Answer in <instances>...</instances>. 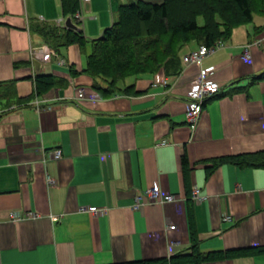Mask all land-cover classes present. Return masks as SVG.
<instances>
[{"label":"crops","instance_id":"obj_1","mask_svg":"<svg viewBox=\"0 0 264 264\" xmlns=\"http://www.w3.org/2000/svg\"><path fill=\"white\" fill-rule=\"evenodd\" d=\"M122 1L79 0L83 49H55L38 30L69 29L61 0H0V264L144 262L188 255L193 238L213 257L199 264H264V168L211 169L213 159L264 150L263 19L236 27L203 59L220 92L191 132L186 94L199 67L131 77L125 86L139 94L105 98L81 72ZM246 45L250 62L241 59ZM46 49L55 55L43 61ZM36 78L53 85L36 93ZM55 149L61 157L48 158ZM155 184L175 199L134 210ZM89 206L108 212L80 209Z\"/></svg>","mask_w":264,"mask_h":264},{"label":"trees","instance_id":"obj_2","mask_svg":"<svg viewBox=\"0 0 264 264\" xmlns=\"http://www.w3.org/2000/svg\"><path fill=\"white\" fill-rule=\"evenodd\" d=\"M260 3L259 12L253 10L251 0H163L159 4L144 1L120 4L116 22L105 29L99 39L91 42V50L81 72L94 79L92 87L103 98L117 93L139 94L133 85L125 86L127 79L153 75L160 69L167 75L179 74L182 67L180 55L186 45L195 42L198 46H210L216 40L225 41L233 29L251 23L254 15L261 16L264 21V0ZM61 6L63 15L78 26L79 21L74 15L79 10V0H61ZM79 31L41 28L38 33L52 48L77 44L83 49L85 40ZM39 79L36 78V93L53 85L49 78ZM211 161V169L219 163L264 168V150ZM183 164H186L185 157ZM212 258L199 252L198 243L193 238L188 255L129 264H199Z\"/></svg>","mask_w":264,"mask_h":264},{"label":"built area","instance_id":"obj_3","mask_svg":"<svg viewBox=\"0 0 264 264\" xmlns=\"http://www.w3.org/2000/svg\"><path fill=\"white\" fill-rule=\"evenodd\" d=\"M83 2H88L89 0H82ZM74 18L78 21L81 20V15L76 13ZM224 45L223 40H216L212 45H199L196 49L191 50L187 54H184L181 57L182 66H190L195 65L199 67L198 78L196 80V86L190 89L186 94V111H185V122L188 125V128L191 132H194L198 126L205 102L212 98L213 96H217L219 94V84L211 79L213 72L203 68L201 63L203 59L213 53H215L218 49L222 48ZM55 55V52L52 49H46L42 52L41 60L48 61L52 56ZM241 59L245 62L251 61V54L249 50V45L244 46ZM161 84L166 85V78L163 79ZM153 86H157V83H154ZM76 97L78 100H81L84 97V91L82 88H78L76 92ZM61 157V151L59 149L52 150L48 152V158L50 159H58ZM47 181L49 184H54V181L48 177ZM191 198L193 200L201 199L199 190L197 188H193L191 193ZM175 199V197L171 194L164 193L162 189L157 185H152L148 187L142 194L137 195L135 197V202L132 206L134 210L141 209L144 205L148 203H160L164 204L167 202H171ZM82 211H87L91 215H105L108 212V208H99L96 206L82 207L80 208ZM26 215L20 216L19 214H12L11 217L13 220H18L20 218H24ZM35 214H27L26 217H33ZM226 220V219H224ZM174 226H169L168 229L172 230Z\"/></svg>","mask_w":264,"mask_h":264},{"label":"rangeland","instance_id":"obj_4","mask_svg":"<svg viewBox=\"0 0 264 264\" xmlns=\"http://www.w3.org/2000/svg\"><path fill=\"white\" fill-rule=\"evenodd\" d=\"M138 1H144V2H149V3H153V4H159L161 3L163 0H123L121 2V4H127V3H133V2H138ZM251 5H252V8L255 12H259V10H261V3H260V0H251ZM117 9V8H116ZM261 17L259 15H254V20L257 21L259 20L258 18ZM224 42V41H223ZM193 44H197L195 42H191L189 43L188 45H193ZM187 46V45H186ZM185 46V47H186ZM160 70H163V69H160ZM165 71V70H163Z\"/></svg>","mask_w":264,"mask_h":264},{"label":"water","instance_id":"obj_5","mask_svg":"<svg viewBox=\"0 0 264 264\" xmlns=\"http://www.w3.org/2000/svg\"><path fill=\"white\" fill-rule=\"evenodd\" d=\"M65 26L69 29H73V30H79V28L74 24L72 23L71 19L70 18H67L65 20Z\"/></svg>","mask_w":264,"mask_h":264}]
</instances>
